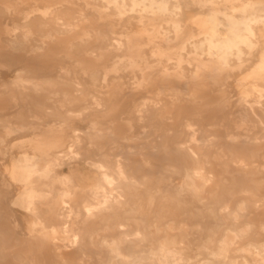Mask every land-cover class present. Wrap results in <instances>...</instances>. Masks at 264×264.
I'll use <instances>...</instances> for the list:
<instances>
[{
	"label": "bare ground",
	"instance_id": "6f19581e",
	"mask_svg": "<svg viewBox=\"0 0 264 264\" xmlns=\"http://www.w3.org/2000/svg\"><path fill=\"white\" fill-rule=\"evenodd\" d=\"M18 139L0 264H193L204 230L202 264H264V0H0L1 160ZM165 176L190 203L143 194Z\"/></svg>",
	"mask_w": 264,
	"mask_h": 264
},
{
	"label": "rangeland",
	"instance_id": "374dc122",
	"mask_svg": "<svg viewBox=\"0 0 264 264\" xmlns=\"http://www.w3.org/2000/svg\"><path fill=\"white\" fill-rule=\"evenodd\" d=\"M92 17L95 19H97V16L95 14H91ZM117 16L114 14V12L112 10H110V17H108V19L105 20L106 23H108V21H117ZM130 28V24L129 22H126L125 23V28H123L124 31H128L129 28ZM143 27L140 28V30L142 29ZM149 29V27L147 28ZM137 31L139 29H136ZM162 48L166 49L169 45H172V44H162ZM144 52H145V55H144V58L145 59H148V61H153L151 63V65H156L158 64L160 61L164 63V65L168 64V66H171L172 64L168 61H166L165 57H159L157 55H154L153 54V48L151 46H148V47H144ZM118 56H115V55H109L106 57L107 59V62H105L104 64H110V62L112 60H115L117 59ZM66 62V64H69L72 62V60H64ZM128 71V72H127ZM127 71H124V73H128L129 74V77H131V72L129 70ZM120 75H122V73H119ZM138 74V72L136 73ZM188 79H187V83L185 85H183V88H185V92L187 93L188 92V95H185V97H189L192 93L195 92V86H193V81L191 79V75H188ZM129 77H126V79H128ZM133 82V79H129L128 80V88L129 90L127 92H130L131 91V88L134 87L135 85L132 84ZM214 91H215V94H218L221 89H219L218 86H215L214 87ZM219 96V95H218ZM126 106H124V104L120 105V111L122 112H125ZM229 108L230 106H227L223 109L224 112H229ZM210 111L213 112L214 115H216L217 117L218 116H221V112L216 108H209ZM110 114V113H108ZM212 122V121H211ZM214 122H218L217 120H214ZM59 124H52V125H49L51 128H55L57 129L56 127L58 126ZM86 126V124L84 125V127ZM29 137V136H28ZM21 140L18 139V142L14 143L13 144V148L9 149L8 150V154L3 158V160L0 159V219L1 217L4 215L5 211L8 210V209H11V207L9 206V201H10V198L12 196V194L15 192L14 188H13V185L12 182H5V179H7V173H6V170L9 168L10 164L12 163V160L19 156L20 155V152L24 151L27 149V147L25 145H23L22 143H20ZM167 162V161H166ZM146 187H148V189H144L143 191V194H147L149 190H153L155 192H159L160 190L161 191H174V190H178L179 191V194H180V199L185 202V201H188L187 203H190L191 202V198L188 197V196H185L183 190H182V182L179 181H173V180H170V178L166 177L165 176V181H158V182H155V183H148L145 185ZM175 187H179L178 189ZM151 188V189H149ZM6 192V193H5ZM1 193H3V197H1ZM161 201H164V199H161ZM186 203V202H185ZM175 207L177 209H185V206L184 205H177L175 204ZM201 210H203V212H206V208L204 206H199ZM16 234H14V236H19L17 232H19L20 230H22L23 232H25L26 234L30 233V230L29 228L26 226L23 228V224L24 222L21 221V217L19 214L16 213ZM172 222L174 223H177L178 222V219L175 218V217H172ZM213 220L212 218H206V223L208 225H212L213 224ZM206 231L204 230L203 232H201L199 235H195L194 237V241H192V243L190 244V249L193 250V253L195 254L196 253V257L194 259H192V263L193 264H202L203 262H205V256L204 255H201L199 253H201V250L199 249L198 247V241H205L207 238H206ZM250 240H252L253 242H264V236H252L250 238ZM17 248V247H16ZM242 253L240 252H236V253H232V257L239 261L240 260V256H241ZM32 255V254H31ZM202 259V260H201Z\"/></svg>",
	"mask_w": 264,
	"mask_h": 264
}]
</instances>
